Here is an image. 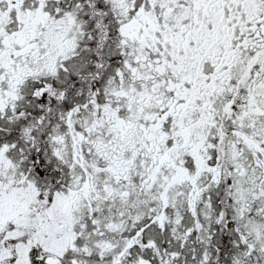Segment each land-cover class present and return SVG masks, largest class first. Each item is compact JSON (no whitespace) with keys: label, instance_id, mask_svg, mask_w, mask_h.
<instances>
[{"label":"snow or ice","instance_id":"6c2138e0","mask_svg":"<svg viewBox=\"0 0 264 264\" xmlns=\"http://www.w3.org/2000/svg\"><path fill=\"white\" fill-rule=\"evenodd\" d=\"M0 264H264V0H0Z\"/></svg>","mask_w":264,"mask_h":264}]
</instances>
